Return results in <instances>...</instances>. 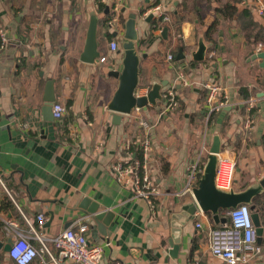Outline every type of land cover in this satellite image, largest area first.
<instances>
[{"label": "crops", "instance_id": "crops-1", "mask_svg": "<svg viewBox=\"0 0 264 264\" xmlns=\"http://www.w3.org/2000/svg\"><path fill=\"white\" fill-rule=\"evenodd\" d=\"M251 1L0 0V28L7 38L0 43V174L24 215L35 224L38 214L46 217V237L80 221L89 226L90 243L104 244L106 263L226 264L210 252L209 235L230 224L227 210L213 217L197 209L176 234L172 216L194 203L192 193L183 190L196 161L201 171L192 185L197 186L216 136L221 143L218 157L235 162L230 189L244 190L264 176V67L261 59H252L257 47L245 36L248 19L243 9L250 7L253 22L263 28L264 18ZM157 5L168 19L156 15ZM91 13L98 18L100 52L92 64L80 59ZM130 14L136 16L135 45L141 56L137 96L147 94L154 84H166L155 105L134 108L114 121L107 104L118 80L110 72L122 67L121 43ZM156 20L160 24L154 28ZM111 41L117 43L115 50L110 49ZM201 42L204 60L196 61L193 56ZM209 79L221 85L228 98L223 109L211 113L202 86ZM50 80L55 103L66 109L59 120L43 111ZM172 86L178 106L165 112L163 95ZM245 95L255 101L249 133L242 129ZM147 136L148 171L159 191L153 207L110 170L117 160L131 163L126 146ZM86 200V206L112 212L105 238L91 228L81 208ZM2 202L0 264H15L3 250L10 238L5 221L13 220L21 229L25 223L15 205ZM252 204L250 211L258 213L263 228L258 241L262 254L244 264H264V192Z\"/></svg>", "mask_w": 264, "mask_h": 264}, {"label": "built area", "instance_id": "built-area-1", "mask_svg": "<svg viewBox=\"0 0 264 264\" xmlns=\"http://www.w3.org/2000/svg\"><path fill=\"white\" fill-rule=\"evenodd\" d=\"M241 3L247 4V0H241ZM255 10L259 17L264 18V2L262 0H252ZM153 11L163 20L168 19L161 11V6L153 7ZM4 30L0 28V43L6 42ZM117 43L110 42V49L115 50ZM262 46L257 47L256 52H260ZM169 60L173 59L172 55L167 56ZM105 57H100L104 61ZM181 77V75H179ZM202 86L206 90L205 101L209 106V112H217L223 109L227 104L228 98L223 93L221 85L214 80L209 79L203 82ZM164 111H172L178 106L177 93L172 86L168 88L164 95ZM254 99H247L244 102L245 116L242 123V129L249 133L253 127L255 118L252 114L254 108ZM64 106L54 103L52 106V116L59 120L65 114ZM143 127L148 124L142 123ZM142 149L143 162L136 161L127 163L117 160L110 170L115 178L124 185L133 187L134 194L137 197L144 198L149 204H153V198L159 195V191L154 186V181L148 171V157L151 147V139L145 137L139 143ZM130 146H126L128 150ZM130 152H128V156ZM235 162L227 157H219L215 175V185L221 190H228L231 187ZM201 169L196 161L190 170L189 179L183 192H191L193 182L197 178V173ZM8 196L16 208L20 211L18 205L7 188L4 179L0 174V207L3 196ZM21 217L25 223V228L21 229L13 220L5 221V228L11 238V244L7 251V256L15 264H32L39 259V264H66L67 262L75 264H123L120 261L106 263L104 258V244L90 243L87 239L89 230L88 224L77 222L76 226H69L53 237H46L42 233L43 223L46 217L38 214L35 222L28 218L20 211ZM230 224L219 228L212 229L209 235V250L213 256L224 261L226 264H244L248 263L262 254V246L258 243L256 227L251 218V211L246 204H240L236 208L228 211ZM197 228L201 224L196 223ZM191 264H198L192 262Z\"/></svg>", "mask_w": 264, "mask_h": 264}, {"label": "water", "instance_id": "water-1", "mask_svg": "<svg viewBox=\"0 0 264 264\" xmlns=\"http://www.w3.org/2000/svg\"><path fill=\"white\" fill-rule=\"evenodd\" d=\"M135 17L134 14H130L125 22V32L121 43L122 67L118 71L114 70L110 72V75L118 80L116 90L107 104V108L115 113L113 115L114 121L120 119V114H130L134 108L146 109L148 104L155 105L156 100L161 98V87L166 84V82L154 84L144 96H137L136 94L139 85V64L141 56L138 54L135 45V41L138 38ZM151 17L152 15L150 14L148 18ZM97 22L98 18L94 13H91L84 48L80 54V59L90 64L94 63L100 56V52L98 51L99 42L96 37ZM205 52L206 47L201 42L198 53L193 56L194 60H204ZM180 58L182 56L178 57V60ZM252 59H261V66L264 67V50L255 53ZM43 102L44 113L52 117V106L55 103L52 80L46 84ZM220 144V139L216 136L213 139L212 146L203 164L198 184L191 190L194 203L183 206L180 214H174L172 216L174 220L172 226L175 228V234L179 233V228L187 219H193L195 217L194 215L197 209H200L202 213H209L213 217L218 216L220 210L229 211L240 204L249 205V209L252 211L255 208L252 204V199L264 192V176L258 183L249 185L241 191H234L232 188L226 191L216 187L215 175L219 160L218 153L220 151ZM86 202L87 200L82 203L81 208L91 219V228L94 232L100 234L102 238H105L107 236L106 228L109 225L112 212L99 211L97 205L86 206ZM196 218L198 217L196 216ZM251 218L256 227L258 241H260L263 228L260 224L258 213L252 212ZM174 240L175 243L178 241L177 238H174ZM10 244L11 238H8V241L3 246L5 252L9 250ZM1 247L2 244H0ZM173 249L176 250V246Z\"/></svg>", "mask_w": 264, "mask_h": 264}, {"label": "trees", "instance_id": "trees-1", "mask_svg": "<svg viewBox=\"0 0 264 264\" xmlns=\"http://www.w3.org/2000/svg\"><path fill=\"white\" fill-rule=\"evenodd\" d=\"M104 5L102 3H99L98 8L102 10ZM243 16H245V19H248L245 21L243 29H245V36L248 40L249 43L253 44L255 47H258L259 45L264 46V28L260 27L256 22H253L252 20V12L251 8H244L243 9ZM154 28H157L158 25L160 24L159 20H156L153 22ZM258 45V46H257ZM246 91L242 90V93H245ZM248 95H245V99H247ZM252 114H255V108L252 110ZM130 150H131V163H134L136 161H139L140 163L143 162V154H142V149L139 147V143H133L130 144ZM148 164H149V158L147 159ZM12 197L13 194L10 191ZM2 206L3 204H7L8 207H14V204L12 200L8 197L5 196L4 199L2 200ZM6 202V203H5Z\"/></svg>", "mask_w": 264, "mask_h": 264}]
</instances>
